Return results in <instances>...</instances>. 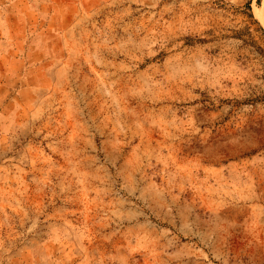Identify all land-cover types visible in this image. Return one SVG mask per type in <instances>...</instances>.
Segmentation results:
<instances>
[{"label":"rangeland","instance_id":"1","mask_svg":"<svg viewBox=\"0 0 264 264\" xmlns=\"http://www.w3.org/2000/svg\"><path fill=\"white\" fill-rule=\"evenodd\" d=\"M0 264H264V0H0Z\"/></svg>","mask_w":264,"mask_h":264}]
</instances>
